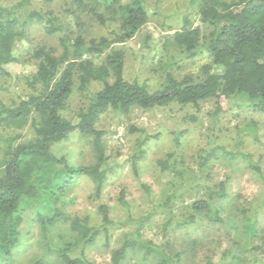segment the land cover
Wrapping results in <instances>:
<instances>
[{
    "label": "trees",
    "instance_id": "1",
    "mask_svg": "<svg viewBox=\"0 0 264 264\" xmlns=\"http://www.w3.org/2000/svg\"><path fill=\"white\" fill-rule=\"evenodd\" d=\"M149 7L143 0H0V80L5 78L0 91L17 97L11 104L0 102V140L7 142L0 156V264L12 262L22 244L25 205L39 203L37 223L47 247L57 252L64 264H96L84 250L102 235L110 240L114 228L135 222L132 217L114 222L111 208L105 204L99 207V226L89 218L71 215L66 208L69 191L82 177L92 180L96 198L103 194L110 167L104 133L98 130V124L105 113L127 116L136 109L158 110L170 105L199 111L208 101L216 104L214 117L227 106L233 109L235 104L264 113V0H189L190 10H197L202 24L210 30L204 34L201 27H193L187 19L181 30L167 38V52L173 50L172 58L165 63L163 81L155 89L148 83L125 78L126 51L122 47L134 44L139 31L157 16V10L152 13ZM88 24L110 28L108 35L92 37ZM39 33L42 39L34 44L33 37ZM52 39L60 48L50 42ZM21 40H26L29 47L16 55L14 48ZM201 47L209 53L212 65L204 67L202 75L177 77L175 64L197 57ZM102 57L104 61L96 63ZM19 62L37 66L34 75L24 77L28 90L20 91L17 84L21 77L6 68ZM9 81L10 87H6ZM95 86L99 89L92 92ZM76 93L88 102L70 118L67 112ZM6 131H19L17 137H23L22 142L14 145L15 138H5ZM136 131L141 132V138L133 156L134 169L146 156L149 141L161 137L160 133L144 129ZM24 132L29 134L23 136ZM77 134L89 141L93 164L73 165L55 153L57 145ZM179 141L176 135V144ZM224 154L229 160H244L264 177L262 168L249 155ZM214 158L218 153H209L202 160L208 163ZM159 164L162 173L173 175L175 167L169 162L161 160ZM166 183L174 191L165 203L154 205L148 216L136 221L134 231L124 234L120 247L112 252V264L129 259H136L135 264H181L187 252L172 256L142 234L151 216L161 209L172 212L171 205L183 183L171 177ZM144 188L151 199V189ZM216 195L220 199L229 196L225 183H221ZM119 201L129 208L124 191ZM192 207L195 213L189 218L174 220L171 216L164 227L168 228L172 221H176L175 229L187 227L198 215L213 223L224 222L221 205L201 200ZM246 220V227L255 232L257 222L250 217ZM59 225L67 228L76 245L83 244L80 253L75 254L71 243L53 242L50 232Z\"/></svg>",
    "mask_w": 264,
    "mask_h": 264
},
{
    "label": "rangeland",
    "instance_id": "2",
    "mask_svg": "<svg viewBox=\"0 0 264 264\" xmlns=\"http://www.w3.org/2000/svg\"><path fill=\"white\" fill-rule=\"evenodd\" d=\"M143 1L150 6L152 13L157 10L158 14L139 31L133 39L134 44L122 46L126 51L124 74L128 81L148 83L155 89L163 81L165 63L172 58L173 50L167 52V38L181 30L187 19L193 27H201L204 34H208L210 29L202 24L197 10H190L189 0ZM87 30L92 37H97L108 35L110 28L88 24ZM33 39L34 44L39 43L42 34L34 35ZM50 42L59 47L56 39ZM28 47L29 43L21 40L16 43L14 52L18 55ZM104 59H96V63H102ZM211 63L209 53L201 47L197 57L180 61L173 71L179 78L198 76ZM6 68L12 75L21 77L16 83L20 91L28 90L24 77L37 72L34 63H12ZM4 80L1 79L0 83ZM10 84L9 81L5 86L10 87ZM98 89L95 86L92 92ZM15 98L14 93L0 91V102L11 104ZM87 102L76 93L67 115L73 118ZM215 109V102L208 101L202 104L199 111L192 107L170 105L158 110L136 109L127 116L113 111L102 116L98 130L104 133L110 167L103 194L100 199L96 198L92 180L82 177L69 191L66 208L71 215L89 218L96 226L101 225L99 207L103 204L111 208L114 222L125 221L129 217L135 222L114 228L110 240L102 235L94 245L87 247L85 255L91 261L112 264V252L120 247L124 234L134 231L138 226L136 221L148 216L154 205L165 203L174 191L166 183L171 177L176 178L179 184L183 183V187L176 193L178 198L171 205V213L161 209L159 214L151 216L146 222L142 229L145 239L163 246L172 256L181 251L187 252L181 264H209V261L212 264H264V177L253 171L244 160H229L224 154L249 155L264 173V113H254L235 104L233 109L227 106L224 112L214 117ZM136 129L160 133L161 137L149 141L145 148L146 156L134 169L133 156L141 138V132ZM3 134L5 138H15L14 145L23 140V137H17L19 131H6ZM22 134L26 136L29 132ZM176 135L180 137L179 144L175 142ZM6 147V140H0V156ZM213 152L218 153V158L208 163L202 160ZM55 153L66 157L73 165H90L95 161L89 141L78 134L57 145ZM161 160L175 167L173 175L162 173ZM221 183L226 184L229 194L224 199L216 195ZM145 186L151 189V199L146 194ZM123 191L129 208L120 204ZM201 200L211 201L215 206L221 205L224 222L213 223L198 215L194 224L187 227L175 229L176 221H172L168 228L164 227L171 216L174 220L189 218L195 213L193 204ZM35 205L24 207L22 244L16 258L8 264H34L39 261H43L41 264H64L57 252L47 247L44 233L37 223L39 203ZM245 217L257 222L255 232L246 227ZM66 229L64 225L53 229L50 232L53 242L59 245L71 243L75 254L80 253L83 244L76 245L74 237ZM135 263L136 259L123 262Z\"/></svg>",
    "mask_w": 264,
    "mask_h": 264
}]
</instances>
